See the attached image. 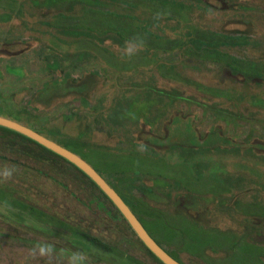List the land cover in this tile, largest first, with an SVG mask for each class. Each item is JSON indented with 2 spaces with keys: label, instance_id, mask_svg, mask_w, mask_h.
<instances>
[{
  "label": "rangeland",
  "instance_id": "374dc122",
  "mask_svg": "<svg viewBox=\"0 0 264 264\" xmlns=\"http://www.w3.org/2000/svg\"><path fill=\"white\" fill-rule=\"evenodd\" d=\"M0 116L182 264H264V0H0ZM58 157L0 130V264H162Z\"/></svg>",
  "mask_w": 264,
  "mask_h": 264
},
{
  "label": "water",
  "instance_id": "95a60500",
  "mask_svg": "<svg viewBox=\"0 0 264 264\" xmlns=\"http://www.w3.org/2000/svg\"><path fill=\"white\" fill-rule=\"evenodd\" d=\"M0 127L11 130L63 158L68 163L81 171L93 184L107 197L113 206L121 214L125 222L135 232L138 239L144 244L148 251L162 264H182L168 254L146 231L132 210L127 206L120 195L105 181L91 165L80 158L74 152L37 133L26 125L0 116Z\"/></svg>",
  "mask_w": 264,
  "mask_h": 264
},
{
  "label": "trees",
  "instance_id": "16d2710c",
  "mask_svg": "<svg viewBox=\"0 0 264 264\" xmlns=\"http://www.w3.org/2000/svg\"><path fill=\"white\" fill-rule=\"evenodd\" d=\"M0 130H2V131H4V132H6V133H10V134H13V135H16V136H19V137H21L22 139H24V140H26V141H29V142H32L33 144H35L36 146H38V147H40L41 149H43V150H45V151H47V152H49L50 154H52V155H54V156H56V157H58L57 155H55V154H53L52 152H50V151H48L47 149H45V148H43L42 146H40V145H38V144H36V142H33V141H31V140H29V139H27V138H25V137H23V136H21V135H19V134H17V133H15V132H13V131H11V130H8V129H5V128H2V127H0ZM37 133H39V134H41L40 132H38V131H36ZM58 158H60V157H58ZM61 159V158H60ZM62 160H64V159H62ZM65 161V160H64ZM67 162V161H66ZM71 165V164H70ZM90 181V180H89ZM91 182V181H90ZM92 184H93V182H91ZM94 185V184H93ZM95 186V185H94ZM96 187V186H95ZM97 188V187H96ZM98 189V188H97ZM99 190V189H98ZM100 191V190H99ZM101 192V191H100ZM102 193V192H101ZM110 202V201H109ZM111 203V202H110ZM113 206V205H112ZM143 246V245H142ZM144 247V246H143ZM145 248V247H144ZM147 250V249H146ZM147 252L150 254V255H152L148 250H147ZM153 256V255H152ZM172 256V255H171ZM154 257V256H153ZM174 259H176L174 256H172ZM155 258V257H154ZM156 259V258H155ZM157 260V259H156ZM177 261H179L178 259H176ZM180 262V261H179ZM161 263V262H160ZM180 263H182V262H180Z\"/></svg>",
  "mask_w": 264,
  "mask_h": 264
},
{
  "label": "clouds",
  "instance_id": "9594fccd",
  "mask_svg": "<svg viewBox=\"0 0 264 264\" xmlns=\"http://www.w3.org/2000/svg\"><path fill=\"white\" fill-rule=\"evenodd\" d=\"M11 174H12L11 170H8V171L5 172V177L6 178H10Z\"/></svg>",
  "mask_w": 264,
  "mask_h": 264
}]
</instances>
